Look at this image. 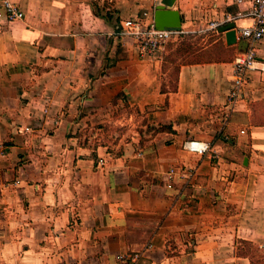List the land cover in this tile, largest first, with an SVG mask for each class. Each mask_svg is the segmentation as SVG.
<instances>
[{"label":"crops","instance_id":"1","mask_svg":"<svg viewBox=\"0 0 264 264\" xmlns=\"http://www.w3.org/2000/svg\"><path fill=\"white\" fill-rule=\"evenodd\" d=\"M10 1L24 17L0 30V264H116L133 250L141 264H251L238 245L264 246V37L225 114L237 42L212 33L169 88L163 60L119 34L164 0ZM167 1L187 33L249 7Z\"/></svg>","mask_w":264,"mask_h":264},{"label":"built area","instance_id":"2","mask_svg":"<svg viewBox=\"0 0 264 264\" xmlns=\"http://www.w3.org/2000/svg\"><path fill=\"white\" fill-rule=\"evenodd\" d=\"M234 2L237 4L248 3L249 7L246 11H238L233 15L227 14L222 20H212L200 30L202 32L217 33L220 26L232 22L236 18L249 16L252 19L251 25L243 26L237 29V31L234 27L236 38L245 40L247 46L244 51L236 55L233 61L232 84L224 104L225 114L234 109L237 100L241 97V89L248 77V71L255 67L256 45L264 37V0H234ZM23 17V11L14 2L0 0V30L4 26ZM120 27L119 34L127 36L132 40L138 58L147 61L162 60L167 42L178 38L181 34L187 33L183 28H157L153 19L146 12H143L139 16L124 19ZM22 130L25 133H34L36 128L27 125ZM183 148L199 155L211 153L212 157L216 156V151L212 150L209 140L189 139L183 143ZM100 162L102 161L100 160ZM171 172L174 173V169H171ZM179 173L181 176L187 175V172L184 170H180ZM142 256V250L120 252L115 255V263L141 264Z\"/></svg>","mask_w":264,"mask_h":264},{"label":"rangeland","instance_id":"3","mask_svg":"<svg viewBox=\"0 0 264 264\" xmlns=\"http://www.w3.org/2000/svg\"><path fill=\"white\" fill-rule=\"evenodd\" d=\"M211 32L198 31L194 33H187L181 37L171 39L167 42L164 50L163 61L161 68L167 75V85L169 88L173 86L176 71L180 64L192 62L201 59L202 50L205 45L212 39ZM125 126H118L117 129L124 130ZM131 130L134 128L129 127ZM205 127H203L204 129ZM91 135L95 139V144L98 142L107 145L113 140L112 131L109 128V124L104 122L94 123L92 128H89ZM98 134V135H97ZM207 134V132H206ZM100 138V141L96 139ZM90 140V139H89ZM240 251H247L250 254L253 264H264V246L259 247L256 244H240ZM239 251V252H240Z\"/></svg>","mask_w":264,"mask_h":264},{"label":"water","instance_id":"4","mask_svg":"<svg viewBox=\"0 0 264 264\" xmlns=\"http://www.w3.org/2000/svg\"><path fill=\"white\" fill-rule=\"evenodd\" d=\"M153 22L157 28L160 29H180L182 17L178 10L172 9L170 3L166 0L161 1L155 5L153 11ZM219 32L224 33L225 41L227 44L237 42L239 50H245L247 43L243 39L236 38L234 24L229 22L219 27Z\"/></svg>","mask_w":264,"mask_h":264},{"label":"trees","instance_id":"5","mask_svg":"<svg viewBox=\"0 0 264 264\" xmlns=\"http://www.w3.org/2000/svg\"><path fill=\"white\" fill-rule=\"evenodd\" d=\"M186 33H184V34H181L179 37H181V36H183V35H185ZM162 60H163V58H162ZM250 262H251V264H253V260L251 259L250 260Z\"/></svg>","mask_w":264,"mask_h":264}]
</instances>
